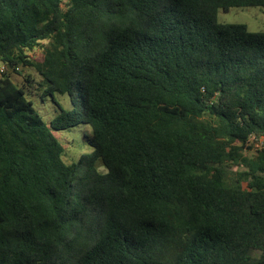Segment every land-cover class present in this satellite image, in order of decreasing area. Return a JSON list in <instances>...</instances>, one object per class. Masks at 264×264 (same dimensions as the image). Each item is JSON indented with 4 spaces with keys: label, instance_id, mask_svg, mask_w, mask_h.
<instances>
[{
    "label": "trees",
    "instance_id": "16d2710c",
    "mask_svg": "<svg viewBox=\"0 0 264 264\" xmlns=\"http://www.w3.org/2000/svg\"><path fill=\"white\" fill-rule=\"evenodd\" d=\"M252 5L0 0V264H264V31L218 20Z\"/></svg>",
    "mask_w": 264,
    "mask_h": 264
},
{
    "label": "rangeland",
    "instance_id": "374dc122",
    "mask_svg": "<svg viewBox=\"0 0 264 264\" xmlns=\"http://www.w3.org/2000/svg\"><path fill=\"white\" fill-rule=\"evenodd\" d=\"M220 22L245 23L253 31H264V10L261 6L232 7L228 11L220 10L218 13ZM40 49L31 52V55L39 56ZM31 71V69H28ZM13 79L22 83L23 76L14 74ZM38 78V76H36ZM33 94H28L34 102L36 109L42 114L47 123L51 121L61 109H71L73 107L70 96L67 93H55L54 96L47 95L42 98L40 90H33ZM65 148V161L78 160L83 153L91 151L88 139L92 135L91 126L87 123H79L75 126L53 130ZM99 170L105 171L106 167L99 162Z\"/></svg>",
    "mask_w": 264,
    "mask_h": 264
},
{
    "label": "built area",
    "instance_id": "2783aa9c",
    "mask_svg": "<svg viewBox=\"0 0 264 264\" xmlns=\"http://www.w3.org/2000/svg\"><path fill=\"white\" fill-rule=\"evenodd\" d=\"M17 69H19V67L17 66ZM6 70V66L3 63H0V73H3Z\"/></svg>",
    "mask_w": 264,
    "mask_h": 264
}]
</instances>
